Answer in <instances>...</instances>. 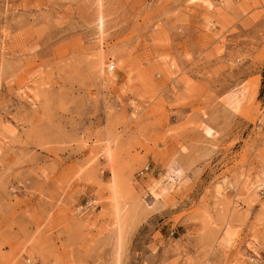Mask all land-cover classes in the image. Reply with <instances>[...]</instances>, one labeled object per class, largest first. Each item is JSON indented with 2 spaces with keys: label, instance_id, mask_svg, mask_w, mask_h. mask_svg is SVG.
Returning <instances> with one entry per match:
<instances>
[{
  "label": "rangeland",
  "instance_id": "374dc122",
  "mask_svg": "<svg viewBox=\"0 0 264 264\" xmlns=\"http://www.w3.org/2000/svg\"><path fill=\"white\" fill-rule=\"evenodd\" d=\"M0 264H264V0H0Z\"/></svg>",
  "mask_w": 264,
  "mask_h": 264
},
{
  "label": "bare ground",
  "instance_id": "6f19581e",
  "mask_svg": "<svg viewBox=\"0 0 264 264\" xmlns=\"http://www.w3.org/2000/svg\"><path fill=\"white\" fill-rule=\"evenodd\" d=\"M211 131L212 130L206 124H202V132H203V135L205 137H209L211 135ZM171 163H172L171 161H169L168 163H166V165L163 168V171H165V172L162 173V174H158L156 177H154L153 179H151L149 181L148 185H147V188L145 190L146 195L153 202L158 201V199L160 197H162V195H163V193L165 191L164 183L167 182L170 179L169 173L171 171ZM145 167H149V171H148V173H149L150 172V166L149 165H146ZM140 171L138 172V174L140 173ZM148 173L142 175V177H145ZM219 190H220V186L218 185V187L216 188V193H219ZM145 207H146V210H150L151 209V206L148 205V204H146ZM127 210L126 211L125 210H122V217L120 216L122 219L123 218H126L125 212L127 213L128 212ZM132 212H133V210H132Z\"/></svg>",
  "mask_w": 264,
  "mask_h": 264
},
{
  "label": "built area",
  "instance_id": "2783aa9c",
  "mask_svg": "<svg viewBox=\"0 0 264 264\" xmlns=\"http://www.w3.org/2000/svg\"><path fill=\"white\" fill-rule=\"evenodd\" d=\"M110 70H113L112 67L110 68ZM148 171H149V167H144V168L140 171V173H139L138 175H139V176H142V175L148 173Z\"/></svg>",
  "mask_w": 264,
  "mask_h": 264
}]
</instances>
